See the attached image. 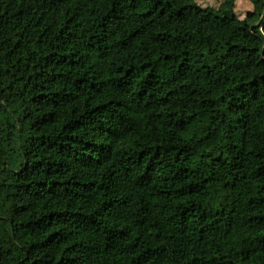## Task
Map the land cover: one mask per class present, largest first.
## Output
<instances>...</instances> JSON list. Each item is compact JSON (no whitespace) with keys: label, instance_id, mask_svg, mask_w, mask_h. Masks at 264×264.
<instances>
[{"label":"trees","instance_id":"trees-1","mask_svg":"<svg viewBox=\"0 0 264 264\" xmlns=\"http://www.w3.org/2000/svg\"><path fill=\"white\" fill-rule=\"evenodd\" d=\"M0 0V264H264V0Z\"/></svg>","mask_w":264,"mask_h":264},{"label":"rangeland","instance_id":"rangeland-1","mask_svg":"<svg viewBox=\"0 0 264 264\" xmlns=\"http://www.w3.org/2000/svg\"><path fill=\"white\" fill-rule=\"evenodd\" d=\"M191 3L199 5L207 12L214 15H222L220 10L222 0H189ZM233 12H227V15L234 13L239 19H243L250 10V5L245 0H233Z\"/></svg>","mask_w":264,"mask_h":264}]
</instances>
